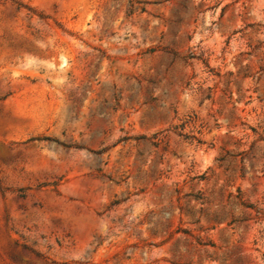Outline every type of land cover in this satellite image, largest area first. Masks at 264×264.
Instances as JSON below:
<instances>
[{"label":"rangeland","instance_id":"obj_1","mask_svg":"<svg viewBox=\"0 0 264 264\" xmlns=\"http://www.w3.org/2000/svg\"><path fill=\"white\" fill-rule=\"evenodd\" d=\"M0 264H264V0H0Z\"/></svg>","mask_w":264,"mask_h":264}]
</instances>
